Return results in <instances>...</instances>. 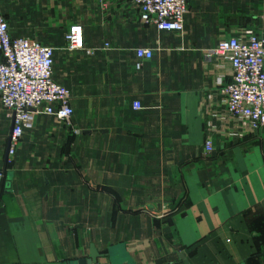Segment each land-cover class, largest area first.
Returning <instances> with one entry per match:
<instances>
[{
    "label": "crops",
    "instance_id": "crops-1",
    "mask_svg": "<svg viewBox=\"0 0 264 264\" xmlns=\"http://www.w3.org/2000/svg\"><path fill=\"white\" fill-rule=\"evenodd\" d=\"M0 7L12 37L54 49L53 79L73 108L72 126L38 115L6 164L11 118L0 103V264H67L91 243L96 264H264V129L216 131L202 154L216 122L205 103L229 79L205 51L264 36V0H188L182 33L142 23L131 0ZM74 23L83 48L69 51ZM136 47L154 50L139 70Z\"/></svg>",
    "mask_w": 264,
    "mask_h": 264
},
{
    "label": "built area",
    "instance_id": "built-area-1",
    "mask_svg": "<svg viewBox=\"0 0 264 264\" xmlns=\"http://www.w3.org/2000/svg\"><path fill=\"white\" fill-rule=\"evenodd\" d=\"M139 20L159 31L182 33L188 12V0H131ZM69 51L83 48L82 26L74 23L65 34ZM107 46V44H106ZM92 53V49H86ZM134 68L154 55L149 47L134 49ZM207 60L229 65V79L218 77L215 93L205 103L208 121L202 154L214 151L212 133L232 129V136L256 134L264 129V36L246 31L221 38L205 51ZM54 49L31 37H12L0 7V103L12 121L8 135L6 164L11 163L26 131L34 128L40 114L54 116L63 125L72 126L73 108L68 88L53 79ZM216 96V99L214 97ZM141 109L140 101L132 102ZM217 123V124H216ZM219 124V125H218ZM7 167L0 168V184Z\"/></svg>",
    "mask_w": 264,
    "mask_h": 264
},
{
    "label": "water",
    "instance_id": "water-1",
    "mask_svg": "<svg viewBox=\"0 0 264 264\" xmlns=\"http://www.w3.org/2000/svg\"><path fill=\"white\" fill-rule=\"evenodd\" d=\"M11 127H12V121H11ZM8 145H9V139H7V147H6V153H5V158L7 160V151H8ZM7 179L9 176H6ZM5 187H9V182H5ZM261 255L264 257V251L261 253ZM103 254L99 253L97 248L93 243L89 245L88 248V256L86 257H80L77 259H74L72 261H68L67 264H96L98 258L102 257Z\"/></svg>",
    "mask_w": 264,
    "mask_h": 264
},
{
    "label": "trees",
    "instance_id": "trees-1",
    "mask_svg": "<svg viewBox=\"0 0 264 264\" xmlns=\"http://www.w3.org/2000/svg\"><path fill=\"white\" fill-rule=\"evenodd\" d=\"M2 184V183H1Z\"/></svg>",
    "mask_w": 264,
    "mask_h": 264
}]
</instances>
